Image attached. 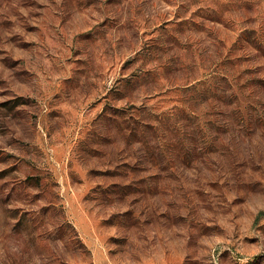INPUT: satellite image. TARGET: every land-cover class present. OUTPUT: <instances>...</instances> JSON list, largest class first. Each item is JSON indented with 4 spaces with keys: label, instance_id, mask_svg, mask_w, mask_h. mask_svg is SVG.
I'll return each mask as SVG.
<instances>
[{
    "label": "rangeland",
    "instance_id": "374dc122",
    "mask_svg": "<svg viewBox=\"0 0 264 264\" xmlns=\"http://www.w3.org/2000/svg\"><path fill=\"white\" fill-rule=\"evenodd\" d=\"M0 264H264V0H0Z\"/></svg>",
    "mask_w": 264,
    "mask_h": 264
}]
</instances>
